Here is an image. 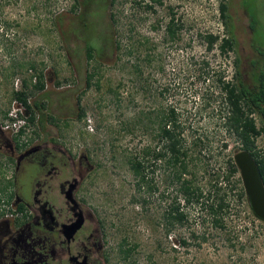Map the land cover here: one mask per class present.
I'll use <instances>...</instances> for the list:
<instances>
[{
  "label": "rangeland",
  "instance_id": "374dc122",
  "mask_svg": "<svg viewBox=\"0 0 264 264\" xmlns=\"http://www.w3.org/2000/svg\"><path fill=\"white\" fill-rule=\"evenodd\" d=\"M230 1L116 0L112 13L121 46L119 60L100 69L90 67L96 72L91 87L72 72L64 44L52 25L54 15L69 12L74 0H14L5 9V19L21 23L20 28L9 31L11 36H18L14 62L30 61L39 71L44 70L48 91H76L69 104L66 93L56 94L58 104L54 102L53 106L43 99L49 109L64 110L56 121H47L45 128L39 124L37 133L41 138L47 133L60 138L61 145L75 158L88 156L93 169L84 179L80 197L98 221L110 264H264V223L247 205L238 202L236 192L230 195L225 229L213 227L206 211L188 208V223L168 232L166 215L177 194L171 171L159 161L156 172L145 174L156 190H148L144 183L139 191L127 164L129 156L138 153L143 158L147 148H159L155 116L174 108L188 141L199 137L204 142L199 184L206 192L213 191L217 182L224 185L225 162L234 159L240 148L226 130L227 107L219 80L236 82V51L223 53L220 48L228 34L219 7ZM240 3L253 24L257 52L264 54V0H235L233 6ZM34 5L40 17H25V9ZM96 15L89 17L94 18L90 27L78 30L82 41L94 42L108 34L106 19ZM171 21L180 26L175 40L168 33ZM209 35L219 37L212 50L206 39ZM13 65L0 52V129L15 100L12 92L16 79H29L33 73L15 68L19 72L15 81L8 80L7 69ZM261 67L264 71V61ZM248 76L254 78V74ZM78 103L86 111L82 120L76 118ZM50 112L43 111L46 115ZM40 116L39 112L38 121ZM9 144L15 145L11 135ZM223 144L228 148L224 149ZM257 145L264 148V135ZM10 155L9 147L0 155V219L13 210L12 200L8 202L12 190H5L13 171ZM133 198L140 202L133 203ZM193 233L206 234L207 241L194 239ZM182 240L188 246H183ZM134 246L135 250L124 259L121 249Z\"/></svg>",
  "mask_w": 264,
  "mask_h": 264
},
{
  "label": "trees",
  "instance_id": "16d2710c",
  "mask_svg": "<svg viewBox=\"0 0 264 264\" xmlns=\"http://www.w3.org/2000/svg\"><path fill=\"white\" fill-rule=\"evenodd\" d=\"M154 1L157 2V0ZM158 1L161 2V0ZM12 2L14 0H0V52L16 64L8 67L7 71L10 70V74L7 75L6 79H14L19 74L16 69L27 68V71H33L29 79L24 78L22 80V88L20 91L13 90L12 99H17L25 105L31 114L30 121L32 123L37 121L36 116L40 112L39 124L44 128L47 121H56L58 119L57 116L61 117L63 113L62 111L64 109L58 112L51 108L54 105L52 103H57L55 95H63L66 93L65 97H67L69 104L72 101V96L74 97L77 94L72 89L61 93L48 91L47 76L44 70L39 71L37 66L30 61L25 63H20L19 61L14 62L17 60L15 55L18 36L16 37V34L11 36L9 31L13 27L20 28L21 23L19 21H10L4 17L5 9ZM15 2L20 3V0H15ZM22 3L26 4L27 1H23ZM115 4L116 0H74V5L69 12L57 13L52 19V25L64 44L68 65L79 80L84 79L86 81L88 87L92 86V80L96 75V72L90 71V67L100 69L107 63H115V60L118 58V53L121 50L114 29L116 21L112 10ZM37 11L39 9L36 8V5L26 8L24 16L27 17L34 14V16L40 17L37 15ZM219 11L228 34L227 38L222 39L220 48L223 53H228L229 51L235 50L233 28L227 22L230 14L228 5L225 3L221 4ZM93 13H97L98 15L96 16L99 18L103 17V19H106L105 31L108 30V34H102L99 36V40L94 42L82 41L81 36H77L78 30L81 29L82 32V30L90 27L89 23H92L94 18L89 19V17ZM99 18H97V21L100 20ZM100 28L103 32L101 25ZM179 31L180 26L175 21H171L168 25V33L171 39L175 40ZM12 37H16V39ZM206 39L208 40L209 50H212L219 41V37L215 35H209ZM237 64L238 61L236 60V69H238ZM33 79L36 80V83H33ZM235 79L236 82L231 81L227 83L219 79L223 85L224 102L227 107V113L224 117L226 130L234 136L236 143L240 147L238 150H246L253 156L264 183V148H259L257 145L259 137L264 135V71L254 75L256 84L252 88L241 82L237 76V72ZM43 99L51 102L50 109L46 103L42 102ZM78 102L80 103L79 98ZM79 103V112H77L76 118L82 120L86 117V111L81 108ZM44 110L51 111L50 115L44 114ZM73 110L71 109L69 112ZM155 117L159 124V131L156 136L158 138L159 148L151 149L149 147L144 150L143 158L140 157L141 154L137 153L135 156H129L127 160L129 170L137 181L136 185L138 190L140 191L145 184L148 190H156L152 181L148 182L145 174L156 172L157 164L161 161L171 171L172 182L175 184L177 192L173 206L166 215L167 231L170 232L174 226H183L188 223L189 213L186 210L188 208L202 212L206 211L213 227L219 228L220 230L225 229V215L228 214V210L230 209L231 193L236 192L238 202L250 208L240 172L234 163V159L229 158L225 162L224 185L220 186L219 182H217L213 187V191L206 192L198 182L199 174L203 170L202 165L204 164V160L202 159L204 142L202 139L198 137L192 141H188V137L185 135L186 129L180 122L179 114L174 108L163 110L157 113ZM257 119L260 122V126H258ZM35 134L38 133L36 132ZM13 140L17 148H21L19 139L13 137ZM223 148L227 149L228 145L223 144ZM9 188H11L10 183H8L5 190L7 191ZM9 195L8 202L13 200L12 191L9 192ZM132 202L139 203L140 201L133 198ZM142 205L145 207V200H143ZM192 236L196 240H201L202 242L207 241L206 234L197 235V233H193ZM181 243L183 246H188L186 240H182ZM135 248L134 246L126 250L121 249L124 259H128Z\"/></svg>",
  "mask_w": 264,
  "mask_h": 264
},
{
  "label": "flooded vegetation",
  "instance_id": "af4514ba",
  "mask_svg": "<svg viewBox=\"0 0 264 264\" xmlns=\"http://www.w3.org/2000/svg\"><path fill=\"white\" fill-rule=\"evenodd\" d=\"M234 1L227 22L235 37L236 72L252 88L256 80L248 73L260 74L264 54L257 52L248 12ZM38 136L17 148L0 129V155L9 147L13 166L7 181L13 210L0 219V264H110L98 221L80 197L93 169L88 156L73 157L51 133Z\"/></svg>",
  "mask_w": 264,
  "mask_h": 264
},
{
  "label": "water",
  "instance_id": "95a60500",
  "mask_svg": "<svg viewBox=\"0 0 264 264\" xmlns=\"http://www.w3.org/2000/svg\"><path fill=\"white\" fill-rule=\"evenodd\" d=\"M234 163L240 172L251 211L264 223V183L259 167L253 156L246 150H238L235 153Z\"/></svg>",
  "mask_w": 264,
  "mask_h": 264
},
{
  "label": "built area",
  "instance_id": "2783aa9c",
  "mask_svg": "<svg viewBox=\"0 0 264 264\" xmlns=\"http://www.w3.org/2000/svg\"><path fill=\"white\" fill-rule=\"evenodd\" d=\"M22 88V79L18 78L15 81V90L20 91ZM31 114L28 112L25 105L15 99L6 116V119L1 124V129L9 133L12 137H17L21 144H28L39 129V121L32 123L30 121Z\"/></svg>",
  "mask_w": 264,
  "mask_h": 264
}]
</instances>
